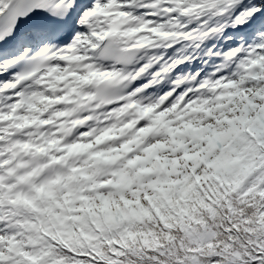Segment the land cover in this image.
<instances>
[{"label": "snow or ice", "instance_id": "obj_1", "mask_svg": "<svg viewBox=\"0 0 264 264\" xmlns=\"http://www.w3.org/2000/svg\"><path fill=\"white\" fill-rule=\"evenodd\" d=\"M0 264H264V0H0Z\"/></svg>", "mask_w": 264, "mask_h": 264}]
</instances>
